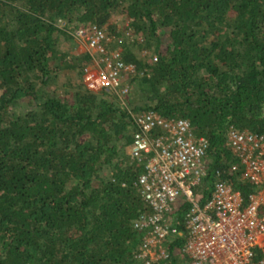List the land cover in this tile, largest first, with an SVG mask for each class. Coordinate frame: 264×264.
<instances>
[{
	"label": "trees",
	"instance_id": "trees-1",
	"mask_svg": "<svg viewBox=\"0 0 264 264\" xmlns=\"http://www.w3.org/2000/svg\"><path fill=\"white\" fill-rule=\"evenodd\" d=\"M118 13L132 35L117 29ZM60 18L106 26L111 47L124 35L123 58L137 64L127 94L75 77L90 55L63 48L76 41ZM150 108L189 118L209 138L201 204L217 178L248 197L255 188L233 169L225 134L231 125L264 134V0H0V264H137L143 166L127 147L132 113ZM189 206L177 205L180 232L159 264H190Z\"/></svg>",
	"mask_w": 264,
	"mask_h": 264
},
{
	"label": "built area",
	"instance_id": "built-area-1",
	"mask_svg": "<svg viewBox=\"0 0 264 264\" xmlns=\"http://www.w3.org/2000/svg\"><path fill=\"white\" fill-rule=\"evenodd\" d=\"M58 24L69 26L90 55L93 65L84 67L90 89L112 90L121 97L129 92L126 77L137 71V64L126 62L121 48L110 46L114 37L106 26L70 24L62 18ZM132 116L127 154L143 166L134 183L146 203L133 223L142 233L137 264L171 258L170 241L180 232L175 209L183 200L190 206L182 220V252L190 264H264V134L227 128V144L239 160L232 167L241 165L242 179L255 189L245 197L230 181L217 178L210 198L201 204L195 187L208 173L209 138L198 135L187 117L167 116L152 108Z\"/></svg>",
	"mask_w": 264,
	"mask_h": 264
},
{
	"label": "rangeland",
	"instance_id": "rangeland-1",
	"mask_svg": "<svg viewBox=\"0 0 264 264\" xmlns=\"http://www.w3.org/2000/svg\"><path fill=\"white\" fill-rule=\"evenodd\" d=\"M112 21L116 24L117 26V29H121V30H124L126 32V34H128L127 32H131V27H129V20L127 18L124 17V15L122 13H118V14H115L112 18ZM70 24H75L74 22H70ZM109 29V28H108ZM110 31V30H109ZM114 34V32H113ZM170 34V29L169 28H163L160 30V37H161V45L162 46H166L169 42H171L172 38L171 36L169 35ZM128 35H132L131 33L128 34ZM114 36L117 38V45L119 48L122 49V44H123V39H124V35L122 34H114ZM62 39H64L63 37H61ZM76 43L72 46L70 45L71 41H66V40H63V48H67L69 51H70V54H74V55H82L86 49L81 46L78 41L75 39ZM143 54V52H142ZM87 65L91 66L93 65V62H91V60L87 63ZM86 65V66H87ZM85 75H86V72H79L77 71V74H75V77L79 80H82V82H84V84L87 86L86 82H85ZM65 79H68L66 76H64V80ZM88 87V86H87ZM51 88L48 86L46 88V91H50L51 92ZM98 91V90H97ZM27 105V100H22L21 102V106H25Z\"/></svg>",
	"mask_w": 264,
	"mask_h": 264
}]
</instances>
